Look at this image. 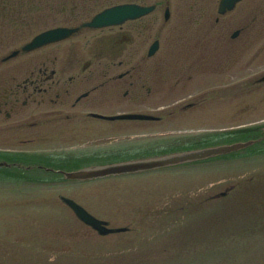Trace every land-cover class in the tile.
<instances>
[{"label": "rangeland", "instance_id": "rangeland-1", "mask_svg": "<svg viewBox=\"0 0 264 264\" xmlns=\"http://www.w3.org/2000/svg\"><path fill=\"white\" fill-rule=\"evenodd\" d=\"M178 1L172 0L174 4ZM63 2L67 6L57 7L54 0H35L44 10L32 12L31 36L15 46L46 28L76 25L79 19L72 11L73 1ZM100 2L83 17H92L110 1ZM248 14V0H244L226 16L224 24L229 34L241 27ZM200 15L199 11L189 18L199 19ZM5 53L0 51V58ZM262 74L263 57L258 64H251V83ZM239 76L244 80L242 73ZM198 81L190 92H210L216 86ZM217 82L220 80L213 76L210 83ZM244 88L230 92L233 96L227 98L229 104L219 105L224 93L212 90L202 103L207 104V118L173 120L153 133L142 132L153 136L154 143L129 148L115 160L135 161L177 152L175 139L191 133L194 136L204 128L216 131L263 125L264 84L251 90ZM99 122L113 127L131 125L124 121ZM111 136L116 135L96 137V141L104 140L99 144L106 145ZM62 139L49 138L44 144L48 152H59L61 147L67 154H80L74 144L64 148ZM31 147L39 149L41 144L28 147L19 140L0 143L4 149ZM253 150L199 165L77 184L57 182L43 172L0 170V264H264V152ZM63 163L65 169H75L68 161ZM226 190H230L227 197L212 198ZM61 196L72 197L112 227H128L129 231L100 236L63 205Z\"/></svg>", "mask_w": 264, "mask_h": 264}, {"label": "flooded vegetation", "instance_id": "flooded-vegetation-1", "mask_svg": "<svg viewBox=\"0 0 264 264\" xmlns=\"http://www.w3.org/2000/svg\"><path fill=\"white\" fill-rule=\"evenodd\" d=\"M63 1L54 4L67 6ZM72 1L79 22L69 27L79 31L25 51L30 39L15 45L31 36L32 12L44 9L35 0H0V51H6L0 58V143L41 144L39 149L0 148L2 152L42 157L49 153L45 146L49 138H63V144H88L79 152L82 166L92 165L97 136L135 133L141 137L145 136L142 132L156 131L166 119L207 118V104L202 103L212 90L224 93L225 99H217L223 104L233 96L230 92L264 84V74L251 83V64L264 58V0H248V17L241 21L235 38L224 24L234 11L220 15L221 0H179L175 4L172 0H109L108 7L132 4L151 11L102 29L85 27L89 19L83 17L101 0ZM199 11V19L189 18ZM213 76L220 82L210 83ZM196 80L216 86L210 92H190ZM113 111L157 119L124 121L131 125L121 127L99 122ZM149 143L136 139L129 148ZM104 150L100 147L98 152Z\"/></svg>", "mask_w": 264, "mask_h": 264}, {"label": "water", "instance_id": "water-1", "mask_svg": "<svg viewBox=\"0 0 264 264\" xmlns=\"http://www.w3.org/2000/svg\"><path fill=\"white\" fill-rule=\"evenodd\" d=\"M239 0H224L223 2V11L226 8H232L234 4ZM133 13L138 11L132 9ZM140 14H132L131 10L128 7H120L116 9H111L103 12L102 14L98 15L90 26L100 27L105 26L108 24L119 23L128 17H137ZM63 31L55 30L43 34L40 36L35 43H33L29 48H33L35 46L42 45L46 42L53 41L56 39H60L64 35ZM116 119V118H111ZM254 142H246V143H235L232 145H222L212 148L201 149L197 151L185 152L181 154H175L171 156H166L158 159H149L147 161H132V162H123V163H116L112 165L106 166H99L93 168L83 169L77 172H63L68 179H92L98 177H105L109 175H118L123 173H132V172H140L149 169L165 167L169 165H176L182 163H191L200 160H206L209 158L227 155L233 152H237L241 149L247 148L248 146L252 145ZM5 165V167L11 168L13 166L22 167L19 164L9 165L8 163H0V166ZM25 168V167H24ZM62 200L75 212L76 216L85 224L91 226L93 229L99 232L101 235H107L113 232H120L122 229H109L106 227L107 223L100 221L90 215L83 207L75 203L73 200L67 199L62 197Z\"/></svg>", "mask_w": 264, "mask_h": 264}]
</instances>
